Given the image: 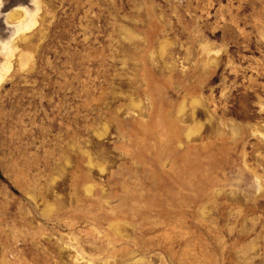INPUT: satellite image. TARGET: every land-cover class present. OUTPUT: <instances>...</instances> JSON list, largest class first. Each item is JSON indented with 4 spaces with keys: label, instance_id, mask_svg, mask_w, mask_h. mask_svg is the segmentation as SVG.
<instances>
[{
    "label": "rangeland",
    "instance_id": "obj_1",
    "mask_svg": "<svg viewBox=\"0 0 264 264\" xmlns=\"http://www.w3.org/2000/svg\"><path fill=\"white\" fill-rule=\"evenodd\" d=\"M0 264H264V0H0Z\"/></svg>",
    "mask_w": 264,
    "mask_h": 264
}]
</instances>
